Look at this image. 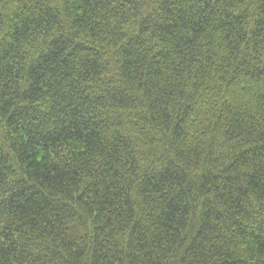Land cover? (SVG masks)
<instances>
[{
	"label": "trees",
	"instance_id": "trees-1",
	"mask_svg": "<svg viewBox=\"0 0 264 264\" xmlns=\"http://www.w3.org/2000/svg\"><path fill=\"white\" fill-rule=\"evenodd\" d=\"M0 264H264V0H0Z\"/></svg>",
	"mask_w": 264,
	"mask_h": 264
}]
</instances>
